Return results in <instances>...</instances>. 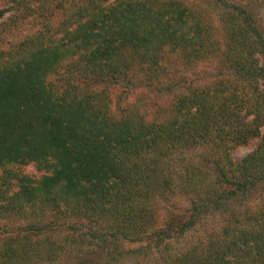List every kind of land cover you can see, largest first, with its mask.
<instances>
[{
    "label": "trees",
    "instance_id": "16d2710c",
    "mask_svg": "<svg viewBox=\"0 0 264 264\" xmlns=\"http://www.w3.org/2000/svg\"><path fill=\"white\" fill-rule=\"evenodd\" d=\"M4 1L0 216L28 222L1 243L0 264L52 260L54 245L66 241L80 249L110 244L118 255L126 243L165 250L203 216L226 214L225 206L264 187V30L253 8L196 0L221 11L222 43L187 0ZM167 54L190 72L219 65L195 88L176 79L161 116L114 106L107 92L87 88L137 79L159 87ZM253 142L243 159L232 157ZM199 151L203 166L186 157ZM30 163L47 174L36 179L20 169ZM169 194L188 206L161 218ZM245 219L256 227H240L233 215L217 245L170 264H264V203Z\"/></svg>",
    "mask_w": 264,
    "mask_h": 264
},
{
    "label": "rangeland",
    "instance_id": "374dc122",
    "mask_svg": "<svg viewBox=\"0 0 264 264\" xmlns=\"http://www.w3.org/2000/svg\"><path fill=\"white\" fill-rule=\"evenodd\" d=\"M194 6V10L201 12L209 18L212 25L215 27V32L224 43V29L222 22V15L220 10L209 4H202L196 0H187ZM230 2L242 3L250 8L254 9L255 16L261 27L264 30V0H229ZM6 7L4 0H0V9ZM12 13H7L1 21L6 20ZM16 14V13H15ZM28 29L23 28L26 32ZM182 58L176 54H167L164 58L165 69L168 76L165 83L159 87L148 86L142 79H137L134 85L126 87L125 84H99L97 86H88L90 90L105 91L111 96V100L114 106L120 108H132L133 106L145 110L151 117L163 115L169 108L173 91L176 90V79H178V85L182 84L190 85L192 88L200 85L201 82L210 79L216 72V67L219 65L216 61L213 63L205 62L200 65L196 72H190L186 70L182 63ZM260 64L264 65V59L260 60ZM170 87V88H169ZM254 148V142L249 145H239L233 152L232 157L236 160L243 159ZM203 153L196 152L187 154V158H193V161L199 162L200 165H204ZM194 156V157H193ZM173 158V166L176 167V155ZM179 166V165H177ZM24 173L39 178L45 171H39L33 163L27 164L20 168ZM264 203V187L257 190H253L244 198H238L235 202L231 203L228 207H224L226 214L221 215L219 212H212L206 216H203L198 223L189 231L179 237H174L171 242L167 243V249L161 248H148L139 249L140 246L136 244H125L124 252L119 254L114 250V246L110 245L104 248H96L85 244L81 249L76 244H70L65 242V247L58 249L54 245L52 260H48L47 257H41L36 259L35 264H170L171 260L194 249H202L209 243H216L221 241L224 235L222 234L223 227L229 222L230 217L235 215L238 217V224L242 228L247 227L255 228L253 220L247 222V217H252L262 209ZM176 204L179 210L187 208V201L183 197H178L177 194H169L166 199L162 200L158 206L161 218H165L171 214V211L176 212ZM28 222L27 218L20 215L10 216L8 219H4L0 216V245L9 236H17V233L21 231V227L25 226ZM246 224V226H244ZM56 241H61L64 238V234L61 235V227H55ZM57 245V244H56ZM217 245V243L215 244ZM147 246V245H144ZM131 250L126 251V248ZM57 249V251H56ZM127 253V254H125Z\"/></svg>",
    "mask_w": 264,
    "mask_h": 264
}]
</instances>
